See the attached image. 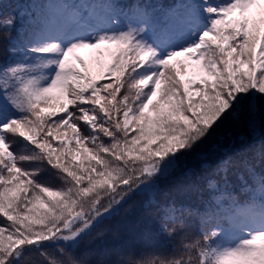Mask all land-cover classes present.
<instances>
[{
    "label": "snow or ice",
    "instance_id": "6c2138e0",
    "mask_svg": "<svg viewBox=\"0 0 264 264\" xmlns=\"http://www.w3.org/2000/svg\"><path fill=\"white\" fill-rule=\"evenodd\" d=\"M26 15H0V264H89L80 245L137 196L173 249L95 264H264V0H45L22 32ZM229 124L252 141L202 165L201 206L160 202Z\"/></svg>",
    "mask_w": 264,
    "mask_h": 264
},
{
    "label": "trees",
    "instance_id": "16d2710c",
    "mask_svg": "<svg viewBox=\"0 0 264 264\" xmlns=\"http://www.w3.org/2000/svg\"><path fill=\"white\" fill-rule=\"evenodd\" d=\"M45 0H0V15L14 10L28 12L17 28L27 32L33 25L32 14L40 12V5ZM130 2V0H129ZM152 3L165 7L176 0H151ZM13 31V35H15ZM7 59L0 57V62ZM187 79V78H186ZM252 141L248 130L243 126L229 124L219 129L210 140L197 152L185 157L181 169L171 178L163 181L160 187L159 200H173L180 204L200 207L202 204L201 191L205 179L211 172L202 165H214L225 155L236 154L247 147ZM206 157L207 159H205ZM191 170V178L184 172ZM147 196H137L129 200L120 214L106 221L99 230H105L103 239L90 237L80 245L75 255L82 257L87 254L89 264H95V250L99 247L115 248L121 246L125 251H133L137 257L144 253L156 251L167 253L173 249V241L159 234V214L155 206L148 204ZM196 225V222H192Z\"/></svg>",
    "mask_w": 264,
    "mask_h": 264
},
{
    "label": "rangeland",
    "instance_id": "374dc122",
    "mask_svg": "<svg viewBox=\"0 0 264 264\" xmlns=\"http://www.w3.org/2000/svg\"><path fill=\"white\" fill-rule=\"evenodd\" d=\"M256 11H257L256 9H253V13H255ZM82 55H84L86 59H90V56L88 53H82ZM92 70L95 74L97 72V67L95 65H92Z\"/></svg>",
    "mask_w": 264,
    "mask_h": 264
}]
</instances>
